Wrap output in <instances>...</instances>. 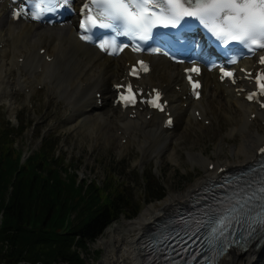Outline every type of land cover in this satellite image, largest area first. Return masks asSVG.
Returning <instances> with one entry per match:
<instances>
[{"label": "bare ground", "instance_id": "1", "mask_svg": "<svg viewBox=\"0 0 264 264\" xmlns=\"http://www.w3.org/2000/svg\"><path fill=\"white\" fill-rule=\"evenodd\" d=\"M12 7L0 0V102L5 103L10 112L17 109L15 89L28 98L36 87L42 90L47 85L48 98L61 99L66 104L68 111L61 122L65 130H81L97 139L103 133L108 138L114 137L118 139L121 155L128 145L135 144L141 156L154 160L156 166L161 164L163 156L176 162L175 149L185 138L204 129V122L218 123L220 117H224L230 124L227 136H239L241 141L230 150V160L221 158L223 135L214 149V161L205 157L202 150L185 152L186 160L202 167L207 178H218L236 165L249 164L264 147V127H261L264 126V110L245 101L250 88V80L245 75L253 69L254 62L241 63L243 73L237 75L233 85L218 81L215 69L204 68L198 77L201 97L195 101L185 82L184 67L175 66L162 57H144L149 61V73L131 81L127 73L138 56L122 52L117 58H108L82 44L77 38L75 17L50 27L29 21L14 22L9 17ZM127 81L144 96L153 89L162 91L168 103L166 112L174 118L171 129L163 125L164 113L151 112L144 107L122 111L119 106H113L114 87ZM98 93L100 105L95 96ZM202 184L197 183L181 197L173 195L164 202L150 204L140 217L123 223L124 231L117 229L119 225L106 229L105 237H99L97 242L109 243L112 247L113 258L107 263L142 264L138 242L145 229L176 204L184 202ZM260 263L264 264V243L258 250L251 246L220 261V264Z\"/></svg>", "mask_w": 264, "mask_h": 264}, {"label": "trees", "instance_id": "2", "mask_svg": "<svg viewBox=\"0 0 264 264\" xmlns=\"http://www.w3.org/2000/svg\"><path fill=\"white\" fill-rule=\"evenodd\" d=\"M17 136L0 127V264H87L89 245L121 217L135 218L141 204L116 178L80 181L54 139H41L22 162ZM146 192L150 201L165 196L158 180Z\"/></svg>", "mask_w": 264, "mask_h": 264}, {"label": "rangeland", "instance_id": "3", "mask_svg": "<svg viewBox=\"0 0 264 264\" xmlns=\"http://www.w3.org/2000/svg\"><path fill=\"white\" fill-rule=\"evenodd\" d=\"M48 81L47 79L46 84ZM46 86L42 90L36 87L28 98L15 89L14 101L17 103V109L14 113L10 112L5 103L0 102V127L17 132L15 144L17 152L28 156L39 150L40 140L44 137L54 139L58 143V154L62 156V162L77 170L80 181L93 180L103 185L107 180L116 178L119 182L127 184V192L132 202L141 204L138 217L147 207L157 204L158 201L164 202L169 196L181 197L187 191L190 192L191 187L207 178L202 167L186 160L185 152L202 150L205 157L214 161V149L219 137L223 135L221 158L230 160V150L239 146L241 142L239 136L234 138L227 136L230 124L224 117H220L218 123L204 122V129L196 130L176 147L174 153L176 162L163 156L161 164L156 166L154 160L141 156L135 144L128 145L127 150L121 155L118 150V139L114 137L108 138V135L103 133L97 139L81 130L80 132L65 130L61 122L65 118V111H68L66 104L61 99L48 98ZM156 180L163 187L165 196L160 200L150 201L149 196L152 193H145L146 184ZM126 221L130 220L121 217L108 228L119 225L117 229L124 231L123 223H128ZM101 236L105 237V231ZM97 240L89 245L87 264H108L107 262L113 258L112 247L108 245L109 243L100 245Z\"/></svg>", "mask_w": 264, "mask_h": 264}, {"label": "snow or ice", "instance_id": "4", "mask_svg": "<svg viewBox=\"0 0 264 264\" xmlns=\"http://www.w3.org/2000/svg\"><path fill=\"white\" fill-rule=\"evenodd\" d=\"M70 2L71 0H44V5L50 11H55L57 7ZM84 6L86 19L80 24V29L85 33L80 39L84 41L89 39L88 33L93 28L102 27L112 28L118 34L147 42L158 25L165 29H175L184 18H194L225 45L238 42L253 55L257 54V50L264 49V0H84ZM99 47L109 55L124 50V46L115 41L110 45L100 44ZM132 50L142 49L136 46ZM259 63L264 65V55L260 56ZM139 67L142 71H147L143 62H140ZM191 71L198 73L199 69L192 68ZM130 75H137L135 67ZM223 75L231 78L233 73L225 71ZM188 79L194 90L199 87L198 83L192 82L191 76ZM255 83L260 94L264 95V74H257ZM125 92L120 97L121 101L135 103L131 85L127 86ZM248 99H253V96L249 95ZM158 100L157 94L152 101L154 107H159ZM261 151L264 152V149ZM259 194L260 200L264 201V181ZM258 222L264 226V214ZM219 223L223 225L224 220L221 219Z\"/></svg>", "mask_w": 264, "mask_h": 264}]
</instances>
